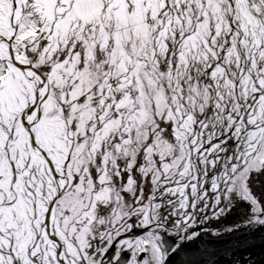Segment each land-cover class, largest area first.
I'll return each instance as SVG.
<instances>
[{"label":"snow or ice","instance_id":"1","mask_svg":"<svg viewBox=\"0 0 264 264\" xmlns=\"http://www.w3.org/2000/svg\"><path fill=\"white\" fill-rule=\"evenodd\" d=\"M0 264H264V0H0Z\"/></svg>","mask_w":264,"mask_h":264},{"label":"rangeland","instance_id":"2","mask_svg":"<svg viewBox=\"0 0 264 264\" xmlns=\"http://www.w3.org/2000/svg\"><path fill=\"white\" fill-rule=\"evenodd\" d=\"M259 251H260V250H259V249H257V253H259Z\"/></svg>","mask_w":264,"mask_h":264},{"label":"bare ground","instance_id":"3","mask_svg":"<svg viewBox=\"0 0 264 264\" xmlns=\"http://www.w3.org/2000/svg\"><path fill=\"white\" fill-rule=\"evenodd\" d=\"M257 243H259V241H257Z\"/></svg>","mask_w":264,"mask_h":264},{"label":"water","instance_id":"4","mask_svg":"<svg viewBox=\"0 0 264 264\" xmlns=\"http://www.w3.org/2000/svg\"><path fill=\"white\" fill-rule=\"evenodd\" d=\"M259 249V248H258Z\"/></svg>","mask_w":264,"mask_h":264}]
</instances>
